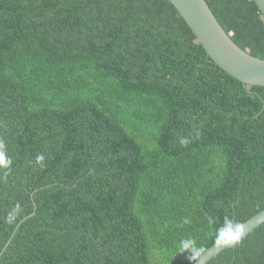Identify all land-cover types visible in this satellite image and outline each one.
Here are the masks:
<instances>
[{
	"label": "trees",
	"instance_id": "1",
	"mask_svg": "<svg viewBox=\"0 0 264 264\" xmlns=\"http://www.w3.org/2000/svg\"><path fill=\"white\" fill-rule=\"evenodd\" d=\"M206 1L264 60L257 3ZM0 141V264H193L264 211V87L170 0H0ZM208 264H264V224Z\"/></svg>",
	"mask_w": 264,
	"mask_h": 264
},
{
	"label": "water",
	"instance_id": "2",
	"mask_svg": "<svg viewBox=\"0 0 264 264\" xmlns=\"http://www.w3.org/2000/svg\"><path fill=\"white\" fill-rule=\"evenodd\" d=\"M196 35L210 58L227 74L251 86L264 87V60L243 50L226 32L206 0H170ZM264 14V0H254ZM264 224V211L244 226L240 241ZM237 244V243H236ZM235 244L213 246L193 264H208Z\"/></svg>",
	"mask_w": 264,
	"mask_h": 264
},
{
	"label": "clouds",
	"instance_id": "3",
	"mask_svg": "<svg viewBox=\"0 0 264 264\" xmlns=\"http://www.w3.org/2000/svg\"><path fill=\"white\" fill-rule=\"evenodd\" d=\"M5 146L3 141H0V169H8L12 163L11 159L7 156L4 150ZM43 156H38L37 161L42 162ZM22 209L19 204H17L13 210L8 214L6 218V223L13 225L18 215L21 213ZM244 226L235 223L230 218H225L222 225L216 232L215 243L217 246H227L240 242V239L244 233ZM179 251L181 253L188 252V259L190 261H198L203 252V248L200 247L194 238L182 239L179 242ZM208 251V250H207ZM203 255V254H202Z\"/></svg>",
	"mask_w": 264,
	"mask_h": 264
}]
</instances>
